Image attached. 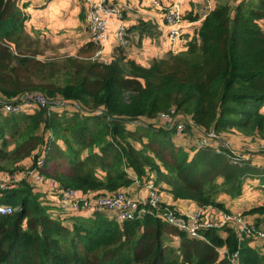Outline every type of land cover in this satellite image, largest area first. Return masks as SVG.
Here are the masks:
<instances>
[{
    "label": "trees",
    "instance_id": "obj_1",
    "mask_svg": "<svg viewBox=\"0 0 264 264\" xmlns=\"http://www.w3.org/2000/svg\"><path fill=\"white\" fill-rule=\"evenodd\" d=\"M26 19L17 0H0V94L16 100L40 91L103 113L0 112V173L26 168L21 163L28 158L34 167L44 156L41 172L62 187L114 193L135 182L130 172L142 180L153 170L155 183L167 184L175 199L226 212L219 194L239 197L245 181L263 173L213 148L186 150L174 142V130L154 122L174 108L201 130L264 139V0L219 3L186 50L149 66L129 58L123 46L104 62L93 41L76 56H46L48 46L25 29ZM130 31L140 40L159 33L144 20ZM131 120L147 124L132 130ZM0 203L17 208L0 215V264H233L236 252L237 264H264V251L229 227L205 230L198 239L150 213L123 222L104 212L62 219L26 181ZM247 213L264 214V205Z\"/></svg>",
    "mask_w": 264,
    "mask_h": 264
},
{
    "label": "built area",
    "instance_id": "obj_2",
    "mask_svg": "<svg viewBox=\"0 0 264 264\" xmlns=\"http://www.w3.org/2000/svg\"><path fill=\"white\" fill-rule=\"evenodd\" d=\"M155 5H160L158 1ZM161 6V5H160ZM166 23L171 25L168 38L171 41V50L178 53L176 44L182 40V11L181 2L161 6ZM124 10L118 3L100 0L92 2L86 12V22L91 39L99 48L95 57L99 59L104 45L108 40V27L117 23L115 35L119 46H127L129 33L124 25ZM46 109L50 111L76 112L80 115L102 114V109L90 110L81 102L64 99L61 97H50L40 91H28L16 100H11L0 94V112L3 114H31L36 110ZM147 123L139 120H131L128 125L146 126ZM156 127H163L174 130V135L186 136L189 134L188 125L199 129L200 135L191 137V151L202 148H213L217 153H229L233 163H240L246 160L232 145L223 140L220 134L214 131L201 130L195 123L187 124V121L180 118L179 113L173 108L170 111H163L159 114L158 120L154 122ZM189 146V148H190ZM264 151V143L259 145ZM45 163L42 156L34 167L13 172H6L0 175V199L10 189L17 188L22 181L29 183L35 191L41 192L46 187V201L51 206V213L59 217L56 212L57 205L63 212H69L68 216L92 217L97 212H104L117 222L138 219L147 213L171 224L172 226L186 232L191 238H204V231L208 229L223 230L234 229L239 239H248L252 246L264 251V224H256L248 221L242 214L226 212L212 205L198 206L194 211H184L175 206L165 203L157 183L154 179L144 177L142 180L134 175L135 184L142 187L144 193L140 196L132 195L125 190H118L114 193L107 192H84L76 188H64L58 181L46 177L41 168ZM17 208L0 203V215H7L15 212ZM61 212V211H60ZM62 213V212H61ZM66 219V218H63ZM226 252L225 248L221 253ZM233 264L238 263V252L232 256Z\"/></svg>",
    "mask_w": 264,
    "mask_h": 264
},
{
    "label": "crops",
    "instance_id": "obj_3",
    "mask_svg": "<svg viewBox=\"0 0 264 264\" xmlns=\"http://www.w3.org/2000/svg\"><path fill=\"white\" fill-rule=\"evenodd\" d=\"M98 1L100 0H17V4L27 16L25 21V29L33 37L39 39L42 43H46L47 46H53L61 50V55L76 56L83 46L92 41L86 22V12L92 2ZM107 1L118 3L123 7V23L127 27V31L129 33V43L124 47L127 56L143 66H149L153 59L163 58L172 51V44L168 38L171 25L166 23L161 6L163 7L164 5H171L175 2H181L183 19L181 24L183 27V35L182 40L176 44V49L179 51H184L187 49L189 41L197 36V32L202 24L203 19L213 8L216 7V5L221 2L228 1L232 6H236L240 1L244 0ZM155 1H158L161 6L155 5ZM188 17L196 18L195 20H191ZM140 20L152 21L157 26L159 33L154 36H145L140 40L137 32L130 31V29L136 26ZM261 25L264 30V19L261 20ZM117 26V23H113L108 27V40L105 43L103 51L99 57V59L107 63L114 59L117 48L119 47L115 35ZM49 52L50 50L46 51V55L49 54ZM262 111L264 113V107ZM128 128L132 129L129 127V125ZM187 130L189 134H186V136L173 135V140L177 145H180L186 150L191 151V137L200 135L201 131L192 125H188ZM233 132L234 131L225 132L223 135H221L222 138L228 141L233 148H235V146H244L245 149L253 152V150L256 148L259 150V145L264 143V139H257L256 137H252L251 139L247 138L246 143H242L245 138L241 135H234L232 134ZM137 144L139 143H136L135 145L137 148L142 147L141 144H139V146H137ZM61 145L65 147L63 142H61ZM257 155L258 157H261L260 155L264 156V153ZM254 157H256L254 154L245 155V158L252 162L253 165L261 167V165H257V159L253 161ZM23 162L24 163H21V165L28 167L33 163V160L28 158ZM130 174L132 177L135 175L134 172H130ZM263 175L264 174H262L261 177H263ZM147 176L148 178L155 180L157 178V172L148 170ZM254 181L260 182L261 179L253 177L248 178L245 181L241 196L232 197L228 194L221 193L218 196V201L223 202L225 207L230 212L242 214L248 221L252 223L264 224V214L247 213V211L254 207L264 205V203H251L248 196L244 197V190L249 188L251 186V182ZM262 182L258 185L264 188V177L262 178ZM157 185L159 186L162 199L165 203L187 212L194 211L199 206L192 200L175 199L169 189V186L164 182H159ZM121 190H125L136 196H140L144 193L143 188L137 186L135 183L129 187L122 188ZM41 192L46 194V187H43Z\"/></svg>",
    "mask_w": 264,
    "mask_h": 264
},
{
    "label": "rangeland",
    "instance_id": "obj_4",
    "mask_svg": "<svg viewBox=\"0 0 264 264\" xmlns=\"http://www.w3.org/2000/svg\"><path fill=\"white\" fill-rule=\"evenodd\" d=\"M53 47V46H52ZM50 47L49 45H48V50H50V52H49V54H47L46 56H54V55H61L62 54V52H61V50H59V49H57V48H55V47ZM47 50V51H48ZM180 52V51H179ZM129 127L130 128H132V129H134V128H138L137 126H134V125H129ZM234 132L232 133V134H234V135H241V136H243L245 139L243 140V142L242 143H246V139L247 138H249V139H251L254 135H252V134H247V135H245V134H243V132L242 131H239V130H233ZM225 133V132H224ZM220 135H223V133L222 134H220ZM222 137V136H221ZM256 137V136H255ZM257 139H258V137H256ZM223 140H225V139H223ZM13 145V144H12ZM11 145V146H12ZM137 146H139V144H137ZM235 146V145H234ZM235 149L241 154V155H246V154H254V156H256V157H254L253 158V161L255 160V159H257L256 161H257V165H261V167H259V166H256V167H259V168H261V170H262V174H264V156L263 155H260L261 157H258V155L257 154H262V153H264V151H262V150H257V148L256 149H254L253 150V152L252 151H250V150H247V149H245V147L244 146H240V147H238V146H235ZM194 152V151H193ZM258 152V153H257ZM247 160V159H246ZM24 163V162H23ZM29 163H31V162H29ZM256 164V163H255ZM24 167H27V166H24ZM2 173H6V172H1L0 173V175L2 174ZM261 174V175H262ZM261 175H259V176H254L253 178H260L261 179V181L260 182H258V181H254V182H251V186L249 187V188H247L246 190H244V197H249L250 198V201H251V203H264V188L262 187V186H260V185H258V184H261V182H262V178L264 177V175H263V177H261ZM252 178V177H251ZM253 180V179H252ZM263 183V182H262ZM254 185H257V186H254ZM246 192V193H245ZM108 193V192H107ZM246 200V199H245ZM62 213H61V212ZM56 212L58 213V215H59V217L60 218H73L74 216H70V217H68V216H64L63 214H65V215H70V213L69 212H63L61 209H60V206L59 205H57V209H56ZM106 214V213H105ZM66 222V224L67 225H71V222H69V221H65ZM173 245H175L176 247L178 246V244H179V239H177V238H175L172 242H171Z\"/></svg>",
    "mask_w": 264,
    "mask_h": 264
}]
</instances>
